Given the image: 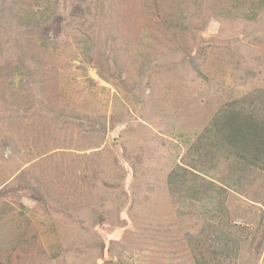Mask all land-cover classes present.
I'll return each instance as SVG.
<instances>
[{"label": "rangeland", "instance_id": "374dc122", "mask_svg": "<svg viewBox=\"0 0 264 264\" xmlns=\"http://www.w3.org/2000/svg\"><path fill=\"white\" fill-rule=\"evenodd\" d=\"M262 93L264 0H0V264H264V156L194 149ZM178 165L237 188L239 248L180 215Z\"/></svg>", "mask_w": 264, "mask_h": 264}, {"label": "trees", "instance_id": "16d2710c", "mask_svg": "<svg viewBox=\"0 0 264 264\" xmlns=\"http://www.w3.org/2000/svg\"><path fill=\"white\" fill-rule=\"evenodd\" d=\"M249 99V101L237 103V106L231 105L230 109L218 113L205 129V135L210 138L212 146L194 148L196 152L200 150L203 157L198 160V164L202 163L200 164L201 169L207 170V163H219L217 160H219L221 150L231 154V161L236 162L233 163V168L239 169L238 171L248 172V169H251L252 164L248 165L250 160H247L245 156L247 151L255 152L252 163L262 160L264 156V93L256 96V99ZM192 167L187 169L178 165L169 174L168 185L172 201L180 215L184 211L191 214L192 209L200 204L204 206L203 209L209 213V218L202 219L201 225L204 228L201 229V234L199 233L197 238L201 236V242L215 240L217 243H222V246L225 243H231L227 247L221 246L220 255L223 256L225 252L230 253L233 242L236 243L237 248L241 246V240H238L235 233L228 230V221L225 219L228 211L225 209L226 197L224 195L228 190L237 191V188L225 178L207 180L200 171ZM212 167L218 169L216 164ZM262 170L264 171V165ZM215 250L214 252L219 254L218 249ZM234 254L237 256V253ZM226 256L225 260H227ZM200 259L197 256V264L211 263L203 256V253Z\"/></svg>", "mask_w": 264, "mask_h": 264}, {"label": "crops", "instance_id": "0c3cea01", "mask_svg": "<svg viewBox=\"0 0 264 264\" xmlns=\"http://www.w3.org/2000/svg\"><path fill=\"white\" fill-rule=\"evenodd\" d=\"M222 153H224V157H225V158H221V161H226V159H227V161L230 162V163H236V162H232V161H231V159H232L231 154L227 153L226 151L221 150V154H222ZM221 154H220V155H221ZM219 159H220V157H219ZM249 163H252V162L249 161Z\"/></svg>", "mask_w": 264, "mask_h": 264}]
</instances>
